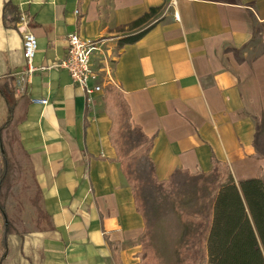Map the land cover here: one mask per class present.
<instances>
[{
	"label": "crops",
	"instance_id": "obj_1",
	"mask_svg": "<svg viewBox=\"0 0 264 264\" xmlns=\"http://www.w3.org/2000/svg\"><path fill=\"white\" fill-rule=\"evenodd\" d=\"M6 2L27 25L3 26ZM156 7L150 29L121 43L145 28L129 24ZM254 23L264 31V0H0V77L14 78L16 95L30 100L17 130L54 227L8 235L3 264H114L106 237L120 245L122 264L139 262L141 244L134 243L145 224L120 165L110 161L116 153L102 102L109 86L121 92L130 124L153 137L158 181L209 173L212 157L228 165L236 183L257 175L264 181L255 139L256 120H264V51L250 59L243 51ZM25 30L37 41L35 66L61 58L67 34L99 40L91 65L104 89L94 104H85L62 70L19 84ZM258 35L263 41L264 32Z\"/></svg>",
	"mask_w": 264,
	"mask_h": 264
},
{
	"label": "trees",
	"instance_id": "obj_2",
	"mask_svg": "<svg viewBox=\"0 0 264 264\" xmlns=\"http://www.w3.org/2000/svg\"><path fill=\"white\" fill-rule=\"evenodd\" d=\"M160 7L150 8L147 13L130 23L128 29H139L145 27L141 32L134 36L122 39L121 43H133L140 39L151 26L147 23L158 13ZM19 10L10 2L4 3L2 7V23L5 28H15L19 21ZM252 17V15L250 14ZM253 18V17H252ZM253 22H255L253 20ZM262 28L258 24L253 25V35L250 41L260 38L258 34H263ZM264 51V45H261ZM246 47V46H245ZM244 47V48H245ZM260 52V53H261ZM258 53L257 55H259ZM234 55L238 61L240 56L234 50ZM256 55V56H257ZM104 112L110 120L108 137L111 146L117 151L118 133L123 124L138 130L143 143L140 144L132 156H139L141 153L147 155L153 143V137L147 138L141 130L130 124L129 108L122 98L121 92L117 88H109L102 97ZM30 100L25 94L16 95V81L9 75L0 77V104L3 111L0 112V264H3L7 255L8 235L22 236L27 231L24 228L16 227L13 219L7 215L6 202L11 195L13 185L10 182L11 165H15V159L23 158L30 168L34 194L29 199L30 206L33 208L35 218L33 228L37 232L53 231L50 215L41 205V193L36 183L32 171L28 153L23 148L17 127L25 118L26 106ZM264 134V120H256L255 139ZM128 158H119L110 161L120 165L123 176L132 191L135 201V191L129 183L125 169ZM150 160V159H149ZM152 164V162L150 161ZM212 170L216 175L214 186V197L211 199L207 217L201 220L198 226V241L193 245L189 252L190 264H264V181L257 175L255 178L242 180L236 183L231 175L227 164H224L214 157L211 158ZM153 168V164L151 165ZM189 174L191 176L205 175ZM155 181L163 185L166 181ZM242 195V196H241ZM145 233L140 237L143 238ZM139 239V240H140ZM105 241L110 249L114 264H122L119 251L120 245L111 242L108 238ZM141 244V241H140ZM142 251L136 254L139 259L137 264H143L141 258Z\"/></svg>",
	"mask_w": 264,
	"mask_h": 264
},
{
	"label": "rangeland",
	"instance_id": "obj_3",
	"mask_svg": "<svg viewBox=\"0 0 264 264\" xmlns=\"http://www.w3.org/2000/svg\"><path fill=\"white\" fill-rule=\"evenodd\" d=\"M261 45H264V39L259 41L255 38L247 44L243 49L248 52L247 59L260 53L263 50ZM238 55L241 56V51H238ZM109 88L115 87L109 86L107 91ZM142 143L138 130L123 124L118 133L115 153L119 158H128L125 169L136 194L134 204L145 224L144 237L134 244L141 241L143 264H190L189 252L198 241L199 223L207 217L209 204L214 197L216 175L211 172L207 176H191L176 172L163 185H159L154 178L150 157L148 159L144 153L132 156ZM256 144L259 152H263L264 134L258 137ZM15 161L16 164L10 166L9 176L13 187L6 202V211L16 227L28 232L34 229L35 214L29 203L34 186L30 168L23 158L18 155Z\"/></svg>",
	"mask_w": 264,
	"mask_h": 264
},
{
	"label": "built area",
	"instance_id": "obj_4",
	"mask_svg": "<svg viewBox=\"0 0 264 264\" xmlns=\"http://www.w3.org/2000/svg\"><path fill=\"white\" fill-rule=\"evenodd\" d=\"M172 5L174 6V2ZM75 14L77 15L78 12L76 11ZM174 19L178 21L176 12H174ZM19 22L24 23V25L28 24L24 13H19ZM62 41L65 46V53L61 58L45 65L35 66L33 60L37 51V41L31 31L25 30L22 34V57L25 62V69L19 84H23L37 72L62 70L68 74L72 84L82 91L85 104H94L95 97L101 94L104 89L102 82H100L98 70H94L91 65V57L100 47L99 40H86L78 32H72L65 35ZM45 102L41 101V103Z\"/></svg>",
	"mask_w": 264,
	"mask_h": 264
}]
</instances>
